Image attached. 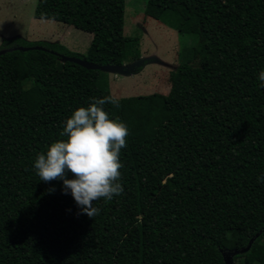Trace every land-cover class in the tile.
I'll use <instances>...</instances> for the list:
<instances>
[{
    "label": "trees",
    "instance_id": "obj_1",
    "mask_svg": "<svg viewBox=\"0 0 264 264\" xmlns=\"http://www.w3.org/2000/svg\"><path fill=\"white\" fill-rule=\"evenodd\" d=\"M125 7L37 0L35 18L90 33L88 51L22 38L0 47L13 49L0 55V264H264V0H148L146 16L192 43L168 95L117 99L104 72L78 61H140ZM105 96L110 118L128 128L124 191L93 202L90 218L62 181H41L34 162L65 139L77 108Z\"/></svg>",
    "mask_w": 264,
    "mask_h": 264
},
{
    "label": "rangeland",
    "instance_id": "obj_2",
    "mask_svg": "<svg viewBox=\"0 0 264 264\" xmlns=\"http://www.w3.org/2000/svg\"><path fill=\"white\" fill-rule=\"evenodd\" d=\"M148 0H126L124 34L140 39V65H125L123 72L106 70L102 74L114 98L168 95L173 88L171 73L180 63L179 56L192 43L177 31L146 16ZM165 0H156L162 8ZM37 0H0V47L5 40L22 38L29 42L64 45L70 51L85 54L90 46V33L65 23L38 20L34 13ZM142 68L138 71V68ZM186 82L180 79L175 89ZM246 228L245 225L241 230ZM261 249V247H259Z\"/></svg>",
    "mask_w": 264,
    "mask_h": 264
},
{
    "label": "clouds",
    "instance_id": "obj_3",
    "mask_svg": "<svg viewBox=\"0 0 264 264\" xmlns=\"http://www.w3.org/2000/svg\"><path fill=\"white\" fill-rule=\"evenodd\" d=\"M258 80L264 88V70L259 72ZM112 103L111 96L90 98L87 107L77 108L66 119L60 133L65 139L51 143L34 162L40 180L62 181L63 194L70 192L81 214L90 218L99 214L93 202L110 201L124 191L120 153L127 147L129 133L125 123L110 118L105 111L104 105ZM69 173L73 178H68ZM257 180L264 182V175Z\"/></svg>",
    "mask_w": 264,
    "mask_h": 264
},
{
    "label": "water",
    "instance_id": "obj_4",
    "mask_svg": "<svg viewBox=\"0 0 264 264\" xmlns=\"http://www.w3.org/2000/svg\"><path fill=\"white\" fill-rule=\"evenodd\" d=\"M18 49H20V50H27V49H24V48H18ZM12 50L13 49L1 51L0 52V55L5 54L6 52H9V51H12ZM78 63L84 65L87 68L100 69V70H103V71L111 70V71H114V72H121L122 73L123 70H124V66H122V67H115V66H97V65H92V64H89V63H86V62H82V61H78ZM136 64L138 66V65H140V62L135 63V66H136ZM251 244L252 243H250L249 246L246 249L243 250V252L248 251L250 249V247H251ZM238 252L239 251H235V253H238ZM226 264H232L231 257H227L226 258Z\"/></svg>",
    "mask_w": 264,
    "mask_h": 264
},
{
    "label": "crops",
    "instance_id": "obj_5",
    "mask_svg": "<svg viewBox=\"0 0 264 264\" xmlns=\"http://www.w3.org/2000/svg\"><path fill=\"white\" fill-rule=\"evenodd\" d=\"M92 38V37H91ZM92 40V39H91Z\"/></svg>",
    "mask_w": 264,
    "mask_h": 264
}]
</instances>
